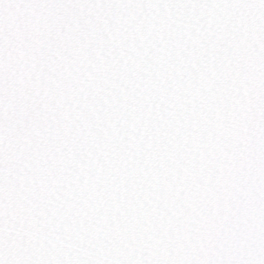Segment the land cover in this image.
I'll return each instance as SVG.
<instances>
[{
	"label": "snow or ice",
	"instance_id": "obj_1",
	"mask_svg": "<svg viewBox=\"0 0 264 264\" xmlns=\"http://www.w3.org/2000/svg\"><path fill=\"white\" fill-rule=\"evenodd\" d=\"M0 264H264V0H0Z\"/></svg>",
	"mask_w": 264,
	"mask_h": 264
}]
</instances>
